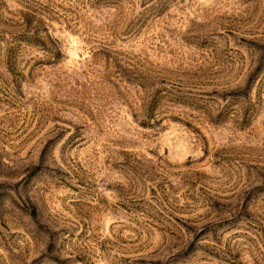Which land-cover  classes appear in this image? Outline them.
I'll return each instance as SVG.
<instances>
[{
    "label": "rangeland",
    "instance_id": "1",
    "mask_svg": "<svg viewBox=\"0 0 264 264\" xmlns=\"http://www.w3.org/2000/svg\"><path fill=\"white\" fill-rule=\"evenodd\" d=\"M0 264H264V0H0Z\"/></svg>",
    "mask_w": 264,
    "mask_h": 264
}]
</instances>
